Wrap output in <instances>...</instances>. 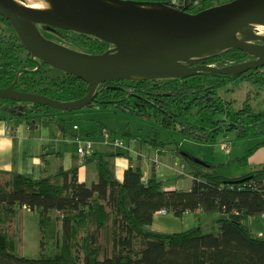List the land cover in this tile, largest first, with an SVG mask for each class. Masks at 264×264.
Returning a JSON list of instances; mask_svg holds the SVG:
<instances>
[{
  "label": "trees",
  "instance_id": "16d2710c",
  "mask_svg": "<svg viewBox=\"0 0 264 264\" xmlns=\"http://www.w3.org/2000/svg\"><path fill=\"white\" fill-rule=\"evenodd\" d=\"M160 4L177 12L198 14L235 0H121ZM7 27V30L4 29ZM48 39L87 54H104L111 46L92 37L53 30ZM239 50L200 58L196 65L222 69L248 62ZM250 71L240 77L199 74L189 78L139 79L100 85L88 109L127 113L153 120L161 129L201 144L218 135L238 138L264 135V107L246 103L233 109L218 92L228 83L245 80L264 92V74ZM37 94L61 103L86 96L87 84L78 78L35 62L23 48L10 23L0 17V89ZM0 113L9 122H42L49 126L59 111L30 103L0 100ZM64 113V112H63ZM67 113V112H66ZM160 147L172 145L152 140ZM173 144L179 143L176 141ZM264 143L242 159L248 161ZM180 152V151H178ZM97 183L80 184L77 168L34 180L0 171V264H264V239L244 224L264 217V166L238 179L217 173V167L191 159L189 191H167L155 176L144 180L137 164L116 176L114 159L124 154L98 155ZM244 181V182H243ZM25 211L38 218L40 259L23 257ZM166 211L217 214L214 231L201 227L164 235L150 230L154 216ZM199 215V214H198ZM56 240L53 257L46 253Z\"/></svg>",
  "mask_w": 264,
  "mask_h": 264
},
{
  "label": "water",
  "instance_id": "95a60500",
  "mask_svg": "<svg viewBox=\"0 0 264 264\" xmlns=\"http://www.w3.org/2000/svg\"><path fill=\"white\" fill-rule=\"evenodd\" d=\"M51 12L20 8L0 0V17L6 19L32 59L74 76L87 84L86 96L61 103L44 96L22 93L15 84L0 89V100L78 112L90 107L100 85L139 79L189 78L199 74L240 77L264 68V37L248 25H264V0H235L198 14L177 12L160 4L121 0H50ZM73 32L109 44L104 54L73 50L41 34L39 27ZM242 33L249 43L238 40ZM144 44L136 48L138 37ZM262 42L256 46L253 42ZM239 50L255 60L216 69L196 65L206 53ZM194 162L204 165L203 162ZM244 182V181H243Z\"/></svg>",
  "mask_w": 264,
  "mask_h": 264
},
{
  "label": "rangeland",
  "instance_id": "374dc122",
  "mask_svg": "<svg viewBox=\"0 0 264 264\" xmlns=\"http://www.w3.org/2000/svg\"><path fill=\"white\" fill-rule=\"evenodd\" d=\"M4 29L7 30V27ZM45 29L39 27L42 34L47 32ZM51 41L61 44L57 39H52ZM66 47L71 48L69 46ZM260 73L264 74V71H260ZM218 94L224 101L231 103L232 108L235 110L243 108L245 103L252 105L256 109L264 107V92L257 97L256 87L242 79L228 83L219 90ZM96 110L97 109L86 108L78 112L57 113V117L54 119V126H60L67 134L73 131V127L76 126L79 130L73 132L89 138L92 142L98 138H102L106 131L113 135V138H120L126 143L130 141L129 135L139 139H158V141L163 143H172V145L168 146L170 148H175L173 142L176 141L179 143V149L181 150L178 154L181 161L188 164L187 159L194 158L203 163L214 165L217 167L215 171L224 177L248 174L264 166V149L260 152L258 151L259 153L257 152L248 162L237 161L243 158L257 145L263 144L264 135L238 138L236 133L230 134L229 136L220 134L217 136L215 143L201 144L189 139H184L175 132L165 131L153 120L142 119L111 109L103 111ZM223 144L231 147L230 154L223 150ZM175 178H177V176L174 177L173 174H171L166 180H174ZM181 178L189 182L188 179L190 177L184 174ZM180 187L185 189L184 184ZM218 219L219 215L206 213L202 215L186 214L182 218H178L171 213H167L166 215L157 214L154 216L150 230L164 235H173L187 232L196 227H201L204 233H211L214 231ZM248 221L249 219L245 220L244 224L248 225ZM257 222H259L260 227H264V221L257 219ZM255 225L256 228H254L253 232L257 236L260 235V233L264 234V228H260L262 230H259L257 224ZM23 228V257L27 259H40L42 255L40 251L38 218L31 211H25ZM262 239H264V237H262ZM55 245L56 240L51 241L46 253L47 258L53 257V253L56 251Z\"/></svg>",
  "mask_w": 264,
  "mask_h": 264
},
{
  "label": "crops",
  "instance_id": "0c3cea01",
  "mask_svg": "<svg viewBox=\"0 0 264 264\" xmlns=\"http://www.w3.org/2000/svg\"><path fill=\"white\" fill-rule=\"evenodd\" d=\"M3 117L0 113V171L2 172H14L31 177L34 180H40L56 175L61 169L69 171L77 168L80 184L91 186L97 183L99 179L98 155L116 153L128 156V158L117 157L114 159L116 176L121 182L127 170L140 164L144 173V180L148 181L155 176L157 180L164 182V188L167 191H189L192 187L193 177L190 175V161L192 158L187 159L188 164L181 161L178 157V151L181 150L177 144H175V148L168 146L162 148L152 142L154 139H139L131 135H129L130 141L126 143L120 138H113V135L108 131L103 134L104 139L102 137L92 142L89 138L73 132L79 130L76 126L73 127V131L67 134L60 126H54V120L49 126L44 125L42 122L29 125L25 121L9 122ZM106 133L111 135L112 141L115 139L121 140L124 143V148L115 149L107 145ZM87 143L93 145V151L82 158L78 154V150ZM223 146L225 145L223 144L222 148ZM263 149L264 147L258 151L260 152ZM230 153L231 147L228 154ZM171 174L174 177L177 176V178L166 180ZM184 174L190 177L189 182H186V179L182 180L181 177ZM244 175L247 174L227 178L238 179ZM182 184H184L185 189L180 187ZM197 214L202 215L200 211ZM257 219L264 221L263 217L249 218L248 225L245 224L252 232L256 228L255 224H257L259 230L264 228L259 226ZM258 236L262 238L264 234L260 233Z\"/></svg>",
  "mask_w": 264,
  "mask_h": 264
},
{
  "label": "bare ground",
  "instance_id": "6f19581e",
  "mask_svg": "<svg viewBox=\"0 0 264 264\" xmlns=\"http://www.w3.org/2000/svg\"><path fill=\"white\" fill-rule=\"evenodd\" d=\"M10 1L20 8L35 9V10L47 11V12H51L53 10V5L50 0H10ZM248 29L249 31L255 32L259 36L264 37V25L252 23L248 25ZM238 40L243 43H249V40L242 33L238 34ZM142 44H144V38L140 36L132 42V47L136 48L138 46H141ZM217 52H219V50L208 52L204 56H209Z\"/></svg>",
  "mask_w": 264,
  "mask_h": 264
},
{
  "label": "built area",
  "instance_id": "2783aa9c",
  "mask_svg": "<svg viewBox=\"0 0 264 264\" xmlns=\"http://www.w3.org/2000/svg\"><path fill=\"white\" fill-rule=\"evenodd\" d=\"M105 140H106V144L107 145H110V146L114 147L115 149L124 148V143L121 140L115 139V140L112 141V137L108 133L105 134ZM223 150L226 151V153H229L230 147L225 145V146H223ZM92 151H93V145L91 143H87L85 146H82L78 150V154L82 158H84V157L87 156L88 153H90ZM159 213L162 214V215H166L167 214L166 211H160Z\"/></svg>",
  "mask_w": 264,
  "mask_h": 264
},
{
  "label": "flooded vegetation",
  "instance_id": "af4514ba",
  "mask_svg": "<svg viewBox=\"0 0 264 264\" xmlns=\"http://www.w3.org/2000/svg\"><path fill=\"white\" fill-rule=\"evenodd\" d=\"M2 18V17H1ZM6 20V19H5ZM42 27V26H41ZM42 29V28H41ZM45 29V28H44ZM45 30H47V32H45L44 34H42L43 35V37H45L46 39H48V37L46 36V34L49 32V33H52L53 32V30L52 29H48V28H46ZM58 31V30H57ZM40 32H42L41 30H40ZM62 32V31H61ZM48 40H51V39H48ZM254 43V45H256V46H260V45H263V43L262 42H258V41H255V42H253ZM253 60H255L254 58H252L251 57V59L250 60H248V62L249 61H253ZM260 71H264V68L263 69H258V70H256L255 72H260ZM246 104V103H245ZM245 104H244V106H245ZM243 106V107H244ZM242 109V108H241Z\"/></svg>",
  "mask_w": 264,
  "mask_h": 264
}]
</instances>
